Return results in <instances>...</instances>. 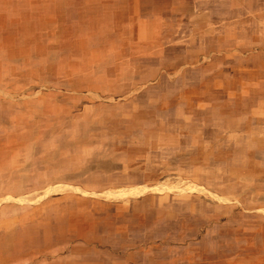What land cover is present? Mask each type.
Instances as JSON below:
<instances>
[{
	"label": "rangeland",
	"instance_id": "374dc122",
	"mask_svg": "<svg viewBox=\"0 0 264 264\" xmlns=\"http://www.w3.org/2000/svg\"><path fill=\"white\" fill-rule=\"evenodd\" d=\"M0 264H264V0H0Z\"/></svg>",
	"mask_w": 264,
	"mask_h": 264
}]
</instances>
